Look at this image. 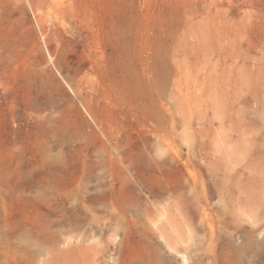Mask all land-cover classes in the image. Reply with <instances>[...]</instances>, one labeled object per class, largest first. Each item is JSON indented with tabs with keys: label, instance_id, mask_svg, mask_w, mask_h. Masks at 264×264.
<instances>
[{
	"label": "rangeland",
	"instance_id": "374dc122",
	"mask_svg": "<svg viewBox=\"0 0 264 264\" xmlns=\"http://www.w3.org/2000/svg\"><path fill=\"white\" fill-rule=\"evenodd\" d=\"M0 264H264V0H0Z\"/></svg>",
	"mask_w": 264,
	"mask_h": 264
}]
</instances>
